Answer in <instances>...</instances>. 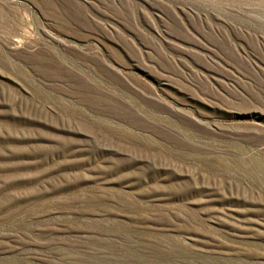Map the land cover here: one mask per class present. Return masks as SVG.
Returning <instances> with one entry per match:
<instances>
[{"label":"rangeland","instance_id":"374dc122","mask_svg":"<svg viewBox=\"0 0 264 264\" xmlns=\"http://www.w3.org/2000/svg\"><path fill=\"white\" fill-rule=\"evenodd\" d=\"M260 163L264 0H0V264H264Z\"/></svg>","mask_w":264,"mask_h":264},{"label":"bare ground","instance_id":"6f19581e","mask_svg":"<svg viewBox=\"0 0 264 264\" xmlns=\"http://www.w3.org/2000/svg\"><path fill=\"white\" fill-rule=\"evenodd\" d=\"M256 170L262 174V179L264 177V164H257ZM255 167V166H254ZM255 169V168H254ZM253 170V169H252ZM250 171V170H249ZM255 173V172H254ZM259 175V174H258Z\"/></svg>","mask_w":264,"mask_h":264}]
</instances>
